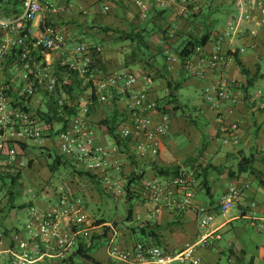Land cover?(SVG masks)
<instances>
[{"label": "crops", "instance_id": "crops-1", "mask_svg": "<svg viewBox=\"0 0 264 264\" xmlns=\"http://www.w3.org/2000/svg\"><path fill=\"white\" fill-rule=\"evenodd\" d=\"M57 2L64 12L53 16V22L66 33L70 41L103 46L101 59L100 56L93 57L100 76L124 70H131L139 77L150 75L153 78V85L149 95L152 98L170 90L167 86L168 80L180 82L186 78L177 92L180 100H182L180 92L184 88L197 91L190 97L196 98L199 91L205 92L219 81H235L241 86L246 77L237 59L251 71V75L259 67L260 74L264 76V14L261 8H264V0H193L194 8L187 17L180 15L182 4L161 7L156 0H57ZM206 32H211V39L204 47L205 50L213 52L219 47L227 55V66L214 73L188 75L179 52L187 41L201 37ZM129 33H134L135 36L141 34L144 37L147 47L146 49L143 47L144 53L139 56V52L136 51L139 45L126 38ZM151 54L154 57L148 60ZM50 58L54 67H59L71 60L72 55L69 52L57 51L53 52ZM262 82L264 78L256 83L248 96L242 90H233V94L230 92L237 100L233 105L230 102L219 105L214 99L211 100L208 94L204 96L203 102L195 101L193 104L198 107V112L194 120L198 125L204 123L202 129L190 123L181 112H174L172 107L170 115L165 112L168 114L169 131L163 140L158 157L137 161V172L144 173V180L162 179L164 177L158 176L153 167L162 169L184 167L189 158L198 157L205 139L206 149L198 161L204 166L211 164L222 169L219 173L213 170L208 172L210 197L207 196L205 189L199 186L200 181L196 182L191 207L183 210L176 208L174 202H183L181 193H177L175 197L165 193L162 205L158 206L149 202L133 203V218L137 217L140 221L146 222L145 225L156 226L155 233L160 245L168 251L177 254L193 248L200 264L264 263V235L256 234V231L264 230V110L260 109V105L264 106V95L255 97V92ZM79 87L71 94L64 91L58 96L72 101L78 96L77 92L81 93L83 89L89 92L85 83H79ZM117 103L119 105H116V109L122 112L125 107L124 100L120 99ZM101 109L109 114L115 110L107 105ZM230 109H233L232 112ZM163 114L162 111L153 113L155 119H160ZM235 123L238 124V129L229 140L223 131ZM107 136L111 139L110 143L107 142V138L104 140L108 145H112L113 139L108 134ZM181 136L186 137L190 143L184 149L177 144V137ZM35 148L25 147L24 163L36 157ZM242 152L246 156L254 155L252 166L256 174L237 173ZM124 164L130 173L137 169L126 158ZM38 168V161L35 160L32 169H25L22 172L20 182L23 192L16 195V199L20 198L22 201L17 203L15 199L14 204L16 207L26 205L25 208L9 209V195L6 191L0 193L2 240L0 264H12L10 262L12 254L22 256L20 241L28 243L27 253L33 264L61 262L58 250L48 248L43 238L32 237L40 225V220L33 217L34 211L43 214L42 212L52 206L51 202L33 195L37 175H40L37 174ZM230 172L234 175L230 176ZM40 173L46 176L48 174L45 169H41ZM235 182H246L249 185L244 200L225 215L219 214L218 206L223 194ZM204 196L210 199L206 200ZM173 199L175 201L171 202ZM170 202L174 206H168ZM200 207H208L216 213L207 230L200 227L197 219L196 209ZM19 212L27 215L24 220ZM31 223L33 233L27 229ZM106 224L108 223L100 224L98 232H101ZM61 227L64 225L61 224ZM125 233L120 234L118 242L124 248L131 249L136 242L132 232L128 235ZM208 234L212 235L209 238L212 244L204 246L202 237ZM145 239L147 243L152 242V238ZM88 257L93 260L79 255L74 256L72 260L70 259V264H113V260L107 254V244L103 245L101 242L88 252Z\"/></svg>", "mask_w": 264, "mask_h": 264}, {"label": "built area", "instance_id": "built-area-1", "mask_svg": "<svg viewBox=\"0 0 264 264\" xmlns=\"http://www.w3.org/2000/svg\"><path fill=\"white\" fill-rule=\"evenodd\" d=\"M156 1L161 7L182 4L180 14L186 16L190 0ZM11 2L14 6L9 11L0 9V176L6 167L17 162L21 145L39 142L45 134L51 136L47 131H51L52 127L41 122L37 114L39 111H48L46 104L57 95L58 87L61 88L60 92H64L65 87L73 85L66 70H60L62 66L54 67L50 58L53 52H69L72 59L66 61L63 68L73 72L80 83L86 84L89 88L86 94L89 97L82 112L55 130V145L62 155L73 159L85 170L99 173L105 188L121 193L125 182L127 183V179L122 178L120 173L122 163L119 160L113 161L112 153L109 155L108 150L96 144L95 129L88 113L91 107L111 104L115 99L116 102L125 99L128 103L121 112L122 126L118 134L127 145L124 150L126 158L131 155L141 162L151 157L157 158L169 131V121L166 113L160 119H155L153 115L159 106L149 95L153 78L150 75L139 77L131 70L100 76L93 57H99L104 51L103 47L72 42L65 32L49 23L50 17L64 12L60 5H56L53 0ZM261 8L264 14V8ZM36 19L34 30L33 23ZM227 63V55L219 47L213 52H207L198 46L193 55L184 61V68L188 75L214 73L226 68ZM58 73L61 74V81L56 77ZM234 83L235 81H219L205 91L217 104L230 102L233 105L237 103L230 93ZM263 95L264 82L257 88L255 97ZM68 102L63 98L57 99L61 111ZM260 108L264 109V106L260 105ZM237 129L238 124L235 123L223 132L231 140ZM117 149L115 144L113 152H117ZM193 177L194 171L182 167L178 176L142 179L138 184L140 191L131 190L138 194L142 202L154 203L156 206L162 205L165 193H170L173 197L181 193L183 202L174 203L176 208L183 210L192 206L195 187ZM248 187L246 182L232 183L223 194L218 213L225 215L241 204ZM173 201L175 200L171 202ZM171 202L168 206H174ZM42 213L34 211L33 214L35 219L40 220L37 232L33 233L32 223L28 224L27 229L33 233V238H43L48 248L59 251L60 264H67L66 260L74 252L75 246L79 247L80 239L89 240L95 233H100V227L86 213L81 200L72 201L64 197L59 208L52 205ZM196 214L199 225L204 230L209 229L216 216L208 207L197 208ZM61 224L64 225L63 228ZM106 228L109 229L106 235L107 254L113 264H200L193 248L176 254L153 242L138 241L133 248L127 249L118 242L117 227L106 224L102 230ZM211 236L208 234L202 237L204 246L210 244ZM19 245L23 250L22 256L9 253L12 254V264H33L27 253L28 243L20 241Z\"/></svg>", "mask_w": 264, "mask_h": 264}, {"label": "trees", "instance_id": "trees-1", "mask_svg": "<svg viewBox=\"0 0 264 264\" xmlns=\"http://www.w3.org/2000/svg\"><path fill=\"white\" fill-rule=\"evenodd\" d=\"M195 3L193 2V0L189 1V5H188V10H187V14L186 16L180 14L183 17H187L190 15L192 8H194ZM14 4H12L11 0H0V9H3L5 11H9L10 8H13ZM172 6V5H170ZM169 6V7H170ZM174 6V5H173ZM196 15V14H195ZM53 17V16H52ZM50 17L49 18V23L53 26H57V24L55 22H53V18ZM127 39L130 40L133 43H137L139 46L136 47V51H138V56L139 54L144 53V48L146 49L147 44L144 41V37L141 34L138 35H134V33H129L128 35H126ZM167 37V36H166ZM167 39V38H165ZM211 39V32H206L204 33V35H202L201 37H194L192 39H190L189 41H187L185 43V45L183 46V48L181 49V51L179 52V56L180 58L183 59V66H184V61L188 58H190L196 47L200 46V47H206V45L209 43ZM89 44V43H88ZM91 45H96V44H91ZM103 47V46H102ZM144 47V48H143ZM143 48V49H142ZM205 49V48H204ZM103 54V53H102ZM102 54H100V59ZM148 57V56H147ZM154 55H150L148 60H151V58H153ZM236 59H237V55H236ZM238 64L240 65L241 69H242V73L244 74V76L246 77V81L244 83H242L241 85V89L243 91V93H245L246 96H248L247 94L249 93V91L255 87L256 83L264 78L263 74H260V68H257V71L251 75V71L249 69H247L238 59H237ZM67 68V67H66ZM65 69V68H64ZM69 78L72 80L73 85L69 86V87H65V91L67 92V94H71L73 91L78 90L79 87V83L80 81H78L77 77L74 76L70 70L65 69ZM60 74V73H58ZM61 75V74H60ZM186 79V78H185ZM185 79H182V81L179 82V85H174L172 81L167 82V86L169 89L172 90V92L169 94L168 98V102L169 104H173V108L172 110L174 112H181L183 114V116L192 124L199 126L196 121L194 119H192L191 115L188 114V108L185 105H182L179 102V97L176 94V92H178L183 84V82L185 81ZM61 93V92H59ZM94 97L92 96V99ZM52 101V100H51ZM251 103V102H250ZM56 107V106H55ZM66 107V105L64 106ZM61 111L58 108V111L60 112L61 115L59 116H63L66 118V120L64 121V124H67L71 117L69 112H73L75 111V107H70V109L68 111L64 110ZM98 107V106H96ZM95 107V108H96ZM91 109L93 110V107H91ZM261 109V108H260ZM53 107L51 108V111H39L38 114L40 115L41 119H45L49 122V124L51 125V127L54 126L53 123L54 120H56L55 118L57 117H53V115L51 114V112L53 113ZM57 109H55L56 111ZM194 110L198 111V109L196 107H194ZM264 110V109H262ZM160 110L158 109L157 112H159ZM162 111V110H161ZM160 111V112H161ZM162 112H166V111H162ZM168 112V111H167ZM166 112V113H167ZM72 113V114H73ZM121 116L122 113H119V111L117 109L114 110V112L112 113L111 118L108 119H104L102 121L99 122L100 126H104L107 129V134L113 139L114 144H116V146L118 147V149L121 152H125V146H127L125 144V142L119 137L118 131L121 129L122 126V120H121ZM90 120H91V116ZM92 125L94 124L91 120ZM95 125V124H94ZM93 125V128H94ZM95 129V128H94ZM25 147H34L33 144H23L20 147V155L18 156L17 162L14 165H11L9 167H6V169L3 170L1 176H0V193L7 190V195H9V209L11 208H19V209H23L26 207V205H20L17 206L14 204L15 203V199H16V195H21V193L23 192V188H22V183L20 182L21 178H22V172L25 169H32L33 166V162L35 160V158L27 161L26 163L23 162L24 158H25ZM45 149L49 150L52 149L54 151V155L52 156L50 153L48 154V157L45 158L44 157V166H40L39 165V173L41 169H45L47 171V176L44 174H40L41 177L45 178L46 181L44 182H40V180H37L38 177L36 178V184H35V189H40L43 190L45 192V194H48V196H50L52 193L50 191V189L45 188L44 187L47 183H49V180H52V177L57 174L62 168H65L66 165L68 166V164H70L68 167H72L74 168V170L81 175L86 176L92 183H94V185L98 188V189H103L105 191H107L103 185V181L101 179V176L99 173L96 172H91L89 170H85L82 166L78 165V163L76 161H74L71 158H68L64 155H62L58 150L57 147L56 148H52L51 145H45L44 147ZM206 149V142L204 139V143L202 146V149L199 152L198 157L196 158H189L185 163H184V167L194 171V175L196 178V182L200 181V185L202 186L205 191L207 196H211V188L209 186V182L207 179L208 176V172L209 170H213L216 172H220L222 169H220L219 167L213 166V165H206L204 166L202 163H200L198 160L199 157H203V153ZM43 150V149H42ZM45 151V150H44ZM131 164L134 165L136 168H138V163L137 160L135 159V157L129 155ZM254 162V155H249L246 156L243 152L241 153V159L238 163V168H237V173L238 174H242V173H251V174H256V170L253 168L252 164ZM21 163H23L24 165L22 166ZM155 170V173L158 176L161 177H175L179 175V172L182 168V166L176 167V168H172V169H162L159 168L157 166L153 167ZM138 169H136L135 172L131 173V175L127 178V186L125 188V192H126V204H127V209H126V220L130 221L133 217H134V209H133V202L135 199V192L132 191L131 189H133L135 184H139L140 181L142 179H144V173H140L137 172ZM230 176H233L234 173H229ZM103 186V188H102ZM4 188V189H3ZM40 197V196H39ZM31 204V203H30ZM29 205V204H28ZM104 222H101V224ZM115 226H118L117 224ZM157 229L156 226H151L150 224L142 226V227H138V228H133L131 229L133 234L138 233V235H141V237L143 238L142 241L146 242L145 238H152V242L161 246L160 242H159V238L155 233V230ZM108 228H106L105 230H102L99 234H94L89 240H79L78 241V245L79 247L77 248V250H75V252L72 253L71 256H69V258L66 260L67 264H70V259L72 260V258L74 256H81L84 257L86 259L89 260H93L91 257H88V252H91L95 246H97L98 244H100V242L102 243V240L105 239L106 240V235L108 233ZM104 231V233H103ZM101 238V239H100Z\"/></svg>", "mask_w": 264, "mask_h": 264}, {"label": "rangeland", "instance_id": "rangeland-1", "mask_svg": "<svg viewBox=\"0 0 264 264\" xmlns=\"http://www.w3.org/2000/svg\"><path fill=\"white\" fill-rule=\"evenodd\" d=\"M53 1H54V3L56 5H59L57 0H53ZM36 25H37V19L33 23V29L34 30L36 28ZM176 53H178V52H175V54ZM60 70L63 71L65 69L62 66V68ZM66 72H68V71H66ZM56 77L61 81L62 77H61L60 74H56ZM172 82H174V81H172ZM174 85L175 86L179 85V82L178 81L174 82ZM164 86L166 87V85H164ZM86 88H88V87H86ZM188 89H190V88H184L180 92V96H181L182 100H180L179 96L178 97H179V102L182 105H185L188 108V114H190L192 119H194L196 112H198V111L194 110V107H196L197 109H198V107L195 106L193 103H196L195 101H202L203 102L204 101L203 98L207 94V92L206 91L205 92L204 91H199L200 93L198 94V96L196 98H190L191 94L194 95L193 92H197V91L192 90V89L188 90ZM60 90H61V88L58 87L57 88V92H56L57 95H55L52 98V101H50L49 103L46 104L49 111H51V108L53 107V109H54L53 113L51 112L53 117L55 115L58 116V117L55 116L57 118H55L56 120H54L55 123H53L54 126L52 127V130L51 131H47V132H50L51 136H49V134H45L41 141L36 142V143L33 144V145H35L34 148L36 146H38V147L35 148L36 151H37V152H35V155H36L35 160L38 161L40 166H44V160H43L44 157L43 156H45V158H46V157H48L49 153L52 156L55 154L52 149L47 150L44 147H45V145L48 144V145H51L52 148H56V145H55V142H54V140H55L54 139L55 138V134H54L55 130L59 129L61 127V125L64 123V121L66 120L65 117L59 116L61 114L58 111V108H60V107L57 105L58 104L57 103V99H59L58 94H59ZM164 90H166V89L164 88ZM233 90L234 91L242 90L241 86H240V84L238 82H235L232 85V87L230 89V92L232 93ZM171 92H172L171 89L170 90H166L165 92H163L161 94V96H157V97L153 98L159 105L158 109L160 111L161 110L162 111H166V112L168 111L167 112L168 114L171 111L170 109L173 107V104L171 105L168 102V100H169L168 96H169V94ZM77 93H78V96L73 98L72 101L69 100V102H68L69 104L66 103L65 104L66 107H64V110L67 109L66 111H68L70 109V107H75L74 113L73 112H71V113L69 112V114L71 116L72 115L76 116L77 114L82 112L83 109H85V107H86V105L88 103L89 94H86V89H83L81 91V93H79V92H77ZM176 94L178 95L177 92H176ZM196 95H197V93H196ZM84 96H85V98H84ZM86 97H87V99H86ZM80 98H84V99L81 101ZM116 100L117 99H115L114 103L106 104V105L109 106L111 109H116V105L117 106L119 105L116 102ZM126 103H128V101H126L124 99V105H126ZM106 105H104V106L99 105L96 108L94 106L93 110L90 109L89 113H88V115L91 116L92 122L95 124V125L94 124L93 125H94V128H95V134H96V144L99 147L101 146L104 149L108 150L109 155L112 153L111 154V158L113 159V161L119 160V162L122 163L120 173H121L122 178L127 179L131 175V173H130V171L128 169L126 170V168H125V165H126V164H124V159L126 158V156L124 154L125 152H121L120 153L119 149H117V152H115V151L113 152L114 147H115L114 142H113L112 145L111 144L108 145L106 143L104 138H107V142H109V143H110V140H111L107 136V132L108 131H107V129L104 126H100L99 125L100 121H102L104 119L111 118V116H112V114H109L107 111H104L103 109H101V107H105ZM124 105H123V107H124ZM98 108H99V110H98ZM43 109H45V108H43ZM55 109H57V110L55 111ZM119 113H121V112H119ZM73 116L71 117V119L73 118ZM37 117L41 120V122H44L47 125H50L47 120L41 119L39 114H37ZM203 124L204 123H199V128L200 129L203 128ZM98 139L101 140L100 143L98 142V141H100ZM177 144H178V147H180L182 149H184L186 146L190 145L189 140L186 139V137H182V136L181 137H177ZM121 155H123L125 157H122ZM126 159L130 160L131 158H126ZM69 165L70 164H68V166ZM68 166L66 165L65 168H62L57 174H55L52 177V180H49L50 182L45 185L44 190H45V188H48V189H50V191L52 193L50 196H48V194H45V192L43 190H40V189L39 190L38 189H34L33 190V195H36L37 198L40 196L39 197L40 199L45 200V201H47L49 203L51 202L54 208H59L60 201L64 197H68L72 201L81 200L82 205H83L86 213L95 222V225L99 226L101 224V222H104V223H108L110 225H113L114 227H117V231H118L117 239H119L120 234H122L124 232H126L125 233L126 235H128L129 232H132V231L128 232L127 230H129L131 228L135 229V228H138V227H142V226H144L146 224V222L140 221L137 217L135 219L132 218L130 221L126 220V209H127L126 192H125V188L127 186L126 182H125L126 185L124 184L125 188H124V190L121 193L111 192L108 189H106L107 191H105L103 186H102L103 189L101 190V189H98L94 185V183H92L86 176L78 174L74 170V168H72L71 166L70 167H68ZM40 174H42V173H40ZM37 177H38L37 180H40V182L41 181L42 182L46 181L45 178L41 177V175H37ZM193 178H194L193 183L196 184L195 175H194ZM133 189L140 191V185L135 184ZM5 191L7 192V190H5ZM136 194L137 193L135 192V196L136 197L134 199V202H138V203L142 202L140 200L138 194L137 195ZM25 198L27 199L28 197H25ZM204 198L206 200L210 199L209 197H206V196H204ZM3 200H4V198H3ZM16 200H17V203L22 201L20 198H17ZM19 215H21L22 220H24L25 217L27 216L26 214H21L20 212H19ZM128 223H130V224H128ZM116 224L118 226H115ZM256 234L258 236L260 234L264 235V230H262V231L260 230V232L256 231ZM133 239H134L135 242L143 240V238L141 236H139L138 233L133 234ZM80 240H84V239H80ZM102 244L106 245L107 241L105 239H103L102 240ZM210 244H212V243L210 242ZM77 248L78 247L75 246L74 249L77 250ZM75 250H74V252H75ZM10 262H12V260ZM55 264H60V262H57ZM262 264H264V263H262Z\"/></svg>", "mask_w": 264, "mask_h": 264}]
</instances>
